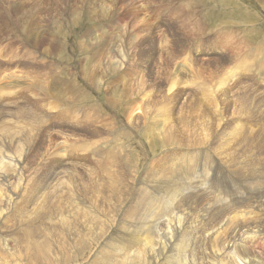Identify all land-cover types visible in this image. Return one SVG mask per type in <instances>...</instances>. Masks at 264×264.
Listing matches in <instances>:
<instances>
[{"label":"bare ground","instance_id":"1","mask_svg":"<svg viewBox=\"0 0 264 264\" xmlns=\"http://www.w3.org/2000/svg\"><path fill=\"white\" fill-rule=\"evenodd\" d=\"M188 2L187 6L190 3ZM125 3L128 5L132 3L129 6L135 7L137 13L132 12V14L137 15L136 22H138V0H125ZM187 6L182 5L179 11H183ZM1 9L3 8L0 7ZM189 18L190 16L186 15L185 18L178 20L179 28L175 26L173 30L177 37L173 38L177 47L180 40V48H182L194 37L196 39L197 36L211 32L205 27H198L199 23L208 25L206 21H203L205 18L193 23L189 21ZM149 20L142 19L144 28L137 36L141 39L151 38L155 44L154 28ZM10 23L11 19L4 16L1 29L3 26L7 29ZM201 32L205 33L199 34ZM222 38L226 41L225 37L222 36ZM231 38H228L229 42ZM83 43L86 42L83 41ZM212 47L213 49L210 50ZM212 47L203 51L202 56L214 57L213 54L224 52L222 44L214 43ZM234 47L236 46H233V50ZM3 48H8L7 52L11 51L6 45ZM162 53L157 48L142 49L141 56L146 58L150 56L151 62L156 64L161 62ZM237 55L230 54L221 58L220 61H215V66L211 70L201 69L203 61L198 56H196L195 65L187 70L186 68L181 70L182 67L175 63H171L170 68L162 65V69L167 74L163 77V87L172 92L177 86H182L178 93L176 91L172 95H179L178 99L183 100L192 95L188 94L184 86L186 77H191V83L194 86L193 94L201 91L202 99L206 103L204 105L208 107H220L217 100L225 89L230 90L237 99L244 101L250 94L261 95V92L264 93L262 88H254L241 81V79L246 80L247 72L252 71L249 69L250 64H246L244 68L238 65L243 68V71L244 69L247 71L244 75H235L236 70L234 74L229 71V67L238 63L239 54ZM0 60L5 63L6 57L3 56ZM226 64L228 65L225 66ZM93 69L89 77L92 84L97 83V79H102L106 73H109V69L102 70L98 65ZM169 69L171 71L168 73ZM211 72L220 83L218 91L209 93L214 96L215 103L207 94L212 87L209 88L201 81L210 76ZM255 72H260L264 76V69L255 70ZM9 75L15 74L10 72ZM10 77L9 79L7 77V83L0 87V96L6 91L10 94L13 89L19 91V94L16 93L15 101L3 99L2 103L0 102V200L6 204L5 209L0 206V221L7 218L10 224L9 230L14 232L9 242L11 259L8 264H69L73 262L75 256L95 249L97 243L104 244L101 252L97 250L93 252L100 255L104 261L102 264H160V261L165 264H204L200 257L203 259L211 257L215 262L223 264L244 262L239 258L241 255H236L234 250H240L246 254L254 250L257 256L264 257V242L261 241L259 234L256 235L264 232V229L248 220L249 216L246 217L247 222L239 223L238 220V223H235L238 216H246L243 207L248 209L240 199L242 196L239 191L237 192L239 196H234L228 201L223 200L222 196L215 201L211 195L216 194L214 191L216 186L221 187L225 193L234 187L239 188L236 181L242 178L246 181L250 180L248 177L250 172L253 174L252 181L245 182L248 188L257 183L256 191L264 190L262 186L264 162L260 166L253 155L264 153V126L261 127L264 124V111H251L241 103L237 106V99L233 101L221 97L219 99L222 108L215 110L198 108L190 104L186 111L181 110L179 113H187V119L195 125L189 124V121L186 122L183 118L186 123L179 125L173 120L174 115L170 109V104H176L175 102L170 101L167 105L166 101L150 100L145 92L150 87L143 89L145 99L140 100L139 97L127 91L125 87L127 82L121 79L122 82L115 83L112 89L119 84L124 89L117 95V100L126 109L123 120H127V126L131 130L127 134L133 137L141 117H146L149 124L145 136L151 145H154L160 135L169 134L166 141L169 151H166V157L164 154L155 166V161L152 160L154 158L148 161L151 169L143 171L142 174L148 177V180L144 182L141 173L133 168L134 151L125 147L126 143L116 139L118 136V133L115 134L116 123L109 122L110 119L105 117L107 115L102 118L94 114V111L99 112L101 116L103 114L97 106L86 104L82 107L85 114L82 115L81 124L86 127L91 139L101 143L99 149L104 152L96 151L94 159L96 161H90L87 168L76 163L73 157L77 156L80 146L78 142L70 140L71 136L66 132L73 130L78 121L74 116L66 118L63 124V136L59 135L63 140L54 150L63 159L55 165L54 171L45 174L44 178L38 177V186L41 184V187L36 189L29 179H26L23 185L13 174L18 176V171L24 167L21 155L25 153L23 147L27 145L29 136L33 132L39 138L45 135L49 119L47 108L44 104L33 103L30 99L35 93L43 92L44 87L40 86L39 80L35 83L30 78L18 81ZM86 77L85 74L84 78ZM260 81L264 83V78ZM236 84H243L244 87L240 86L241 88L234 92L233 88ZM150 91L155 93L152 88ZM50 101L48 108L52 109ZM227 104L233 105L225 106ZM157 111L164 115V120L158 128L154 127L152 122ZM7 116H10V120ZM9 125L11 127L8 128ZM158 130L159 133L155 137V132ZM105 132L110 133L108 140L104 138ZM223 134L228 135V141L220 144V149L213 148ZM181 147L187 151L185 154L181 151ZM40 150L45 156L43 150ZM74 153L76 154L73 155ZM61 175L73 178L69 183L59 182ZM58 177L60 178L56 181ZM261 178H263L262 181ZM85 186L89 188L84 189ZM7 193L12 198L19 199L20 203L14 206ZM231 202L234 204L230 206ZM151 205H157L156 210L148 214V207ZM163 206L166 208L165 215L158 213ZM172 207L177 210L172 209L170 212ZM237 209L243 211L238 212ZM67 211H69L68 216ZM7 212L11 215H7ZM106 218L108 226L104 228L102 220ZM45 219L48 222L44 223ZM225 222L229 224L232 233H225ZM50 225L53 226L50 227ZM2 238L0 236V239ZM240 240L246 244L243 248L236 244Z\"/></svg>","mask_w":264,"mask_h":264},{"label":"rangeland","instance_id":"2","mask_svg":"<svg viewBox=\"0 0 264 264\" xmlns=\"http://www.w3.org/2000/svg\"><path fill=\"white\" fill-rule=\"evenodd\" d=\"M187 2L189 3L188 6ZM130 4L132 3H129V5ZM137 4L139 6L137 7V10H139L138 22H136L137 15L132 14V12L137 13L135 7L132 8V6H129L125 3V0H0V7L3 8L0 10V59H2L3 56L6 57V64L3 60H0V87L7 83V77L9 79L10 76V79L14 78L18 81L30 78L36 83V81L39 80L40 86L44 87V91L35 93L30 99L33 103L38 102L44 104L49 114L45 135L39 138L36 137L33 132L32 135L29 136L27 145L23 147L25 153L21 156H23L24 167L18 171V176L13 174L21 181V184L25 185L26 179H29L30 182L34 184L35 188L38 189L39 186L41 187V184L38 186V177L44 178L45 174L54 171L55 165L63 159L61 155H57L54 150L57 144L63 140L61 137L63 136V124L66 118L74 116L78 121L77 126L73 130L66 132L71 136L70 140L78 142V146H80L77 156L73 157L76 163L87 168L90 161H96L94 160L96 151L104 152L99 149L101 143H97L94 139H91L87 133L86 127L81 124L82 115L85 114V111H83L84 108L82 109V107L86 104L97 106L103 114L101 116L99 112L97 113L95 111L93 112L94 114H98L102 118H109V122L116 123L115 134L118 133L116 139L126 143L127 145L125 147L134 151L132 156L133 168L141 173L144 182L148 180V177L142 173L147 169H151V167L148 166V161L152 158H154L152 160L155 161V166L157 162H160L164 154L166 157V151H169V147L166 143L169 134L160 135L159 138L155 140L154 145H151L145 136V131L149 124L146 117H141L140 123L136 125L133 137L127 134L131 132V130L127 126V120H123L126 115V109L125 106L120 105L117 100V95L124 89L120 84L112 89L115 83L122 82L121 79L127 82L125 84L127 91L135 97H139L140 100L145 99L143 89L150 87L155 91V93L151 92L150 88L145 90L150 100L156 102L166 101L167 105L170 101L175 102L176 104H170V109L172 115H174L173 120L179 125L189 121V119H187V113L179 112H181V110L186 111L190 104L198 106V108L205 107L215 110L216 108H222V103L219 98L222 97L233 101L237 98L233 96L230 90L225 89L217 100L220 107L205 106L204 104L206 103L204 99H202V92L197 91L193 94L194 86L193 83H191L192 78L187 76L184 86H186L188 94L191 93L192 95H189L183 100H179V95H172V93L176 91L178 93L182 86H177L172 92L166 87H163V77H166L167 74L162 69V65L170 68V64L175 63L179 67H182H180L181 70L185 68V70H187L190 66L195 65L196 56H198L203 61L201 63V69L211 70L215 66V61H220L221 58L230 54H239L237 65L233 64L234 68L232 66L229 67V71L233 72L232 74L237 71L235 75H244V73L247 72L245 69L243 71L244 66L250 64L251 66H249V69H252V71L247 72L248 78L246 77V80L241 79L242 83L264 90V83L260 81L264 76H262L260 72H255V70L262 71V69H264V0H138ZM182 5L187 6V8L183 11H179ZM186 15L190 16L189 21L191 23L202 21L205 18L203 21H206L208 25L206 24L205 26L203 23H199L198 27H205L207 31L211 32L199 33L205 34L203 36H197L196 39L194 37L190 40L189 44H185L180 48L181 40L179 41L178 47L174 44L173 38L177 37L175 33H173V30L175 26L179 28L178 20L185 18ZM4 16H8L11 19V23L7 29L4 26L3 29H1ZM143 18L150 19L149 21L153 25V35L156 38V45L151 38L141 39L137 36L142 33V29L144 28V23L142 22ZM216 35L220 37L218 38ZM222 36L226 38V41H223ZM230 37H232L231 42H229L230 39L228 40ZM83 41L86 43H83ZM214 43L222 44V48L224 46L222 49L224 50L222 53L223 55L221 51L218 54H213L214 57H209L207 55L202 56L203 51L208 50ZM4 45L8 46L11 51L7 52L8 48H3ZM233 46H236L234 50ZM150 48H154V50L157 48L159 51L163 52V58L160 63L155 64L151 62L152 58L150 56L148 58L141 56L142 49ZM183 48H185V52ZM193 49L196 52H194ZM211 49H213V47L210 48V50ZM186 55L187 57H185ZM184 57L186 58L185 60L183 59ZM230 62L234 63L231 60ZM97 65L100 66L102 70L109 69V73H106L102 79H97V83L92 84L89 79L90 71L94 70L93 67ZM111 65H113V67H110ZM170 71L169 69L168 73ZM10 72H13L15 75H9ZM85 74L87 75L86 78H84ZM201 81L203 84H207L209 88L212 87L207 94L215 90L218 91L217 88L220 86V83L215 79L213 72H211L210 76L203 78ZM212 84L214 85L212 86ZM240 86L244 87L243 84H236L233 91L237 92ZM17 90L18 89H13L10 93L11 96L7 94L6 91L0 96V102L2 103L3 99L15 101L17 99V94H19ZM208 97L215 103L213 95L209 94ZM245 100L246 101L237 99L236 102H238V104L236 105L239 106L243 104L244 107H247L248 110L251 111H264V93L261 92V95L250 94ZM49 101L51 102L52 109L48 108V105H50L48 103ZM232 105L233 104H227L225 106ZM56 106L60 108L57 109ZM182 118L186 122H184ZM7 119L10 120V116H7ZM163 120V113L157 111L152 121L154 127L158 128L161 126ZM188 123L193 124L194 122L189 121ZM195 123H197V121H195ZM262 126H264V124H262L261 127ZM9 127L11 126L9 125L8 128ZM158 133L159 130L155 132V137ZM59 135L61 137H59ZM227 137L228 135L224 136L223 134L221 138L215 142L213 148L220 149V144L228 141ZM36 138L37 140H34ZM104 138L108 140L110 138V133L105 132ZM40 149L43 150L45 156L42 155ZM181 151L184 154L187 152L184 147H181ZM47 154H49V156H47ZM75 154L76 153L73 155ZM253 155L256 159V163L262 166L264 162V153ZM63 161L68 162L69 160ZM160 173L162 175V172ZM252 176L253 174L250 172L248 175L250 180L248 181H252ZM60 177L61 180L59 182L64 181L66 183H69L73 178H66L63 175ZM60 177H58L56 181L59 180ZM178 178L181 177L178 176ZM262 180L263 178H261V181ZM248 181H246L245 178L236 181L239 184V188L234 187L227 193H225L221 187L216 186L214 191L217 195L214 193L211 195L215 198V201L221 198V196L223 200L228 201L230 198L241 194L242 197L240 199L248 209L243 207L246 216H238L235 223H245L247 222V216H249L248 220L250 219L264 229V190L256 191L258 187L257 183L252 184L248 188V185L245 184V182ZM262 186H264V180ZM86 188H89V186H85L84 189ZM238 191L240 194L237 193ZM7 195L14 203V206L20 203L19 199L12 198L8 193ZM1 198L3 199L4 197ZM232 204L234 203L231 202L230 206ZM5 205V202H1L0 200L1 208L5 209ZM156 206L157 205H151L148 207V214H152L156 210ZM165 209V206H163V209L158 210V213L166 214ZM172 209L175 211L177 210L175 207H172L169 211L171 212ZM240 209H237V211H243ZM7 215H11V213L7 212ZM66 215H69V211L66 212ZM45 222L48 221L45 219L44 223ZM102 224L104 228L108 226L107 218L102 220ZM9 225L7 218L0 221V236L3 237L0 239V263L2 264H8L11 259L9 254V248L11 246H9V242L14 236V232L9 230ZM224 225L226 228L225 233H232L229 224L225 222ZM51 226L53 225H50V227ZM259 227L257 229H259ZM258 234L262 238L261 241L264 242V232L257 233L256 235ZM236 244H238L237 246L240 248L246 245L241 240L240 242L237 241ZM96 245L95 249L87 250L85 254L75 256L73 262L69 264L104 263L98 253H93L96 252V250L101 252L104 244L97 243ZM234 251L236 255H241L239 258L244 260V262H239L240 264L246 262L264 264V257L261 258L257 256L254 250L250 254H246L240 250ZM200 259L204 264H223L215 262L211 257L205 259L200 257ZM160 264L165 263L160 261Z\"/></svg>","mask_w":264,"mask_h":264}]
</instances>
